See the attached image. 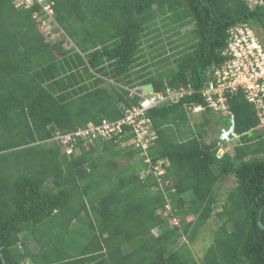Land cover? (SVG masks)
I'll return each mask as SVG.
<instances>
[{
  "label": "trees",
  "instance_id": "1",
  "mask_svg": "<svg viewBox=\"0 0 264 264\" xmlns=\"http://www.w3.org/2000/svg\"><path fill=\"white\" fill-rule=\"evenodd\" d=\"M52 1L69 47L45 38L38 6L0 0V264H264V133L255 107L241 92L229 97L237 132L248 134L221 157L216 116L207 109L192 122L186 110L206 104L197 91L222 61L228 29L255 18L264 25V11L245 0ZM106 78L156 91L193 86L148 112L158 133L150 155L169 161L164 190L140 177L138 148L99 139L68 155L52 140L57 130L114 121L138 104ZM98 143L128 165L100 171ZM230 176L236 184L220 202L217 183ZM211 218L217 226L199 262L190 244Z\"/></svg>",
  "mask_w": 264,
  "mask_h": 264
},
{
  "label": "built area",
  "instance_id": "2",
  "mask_svg": "<svg viewBox=\"0 0 264 264\" xmlns=\"http://www.w3.org/2000/svg\"><path fill=\"white\" fill-rule=\"evenodd\" d=\"M16 8H33V17L38 21L39 30L45 38L56 41L60 37L64 45L72 43L55 18L54 1L52 0H12ZM252 10L256 8L264 11V0H245ZM70 41V42H69ZM69 45V46H68ZM222 61L209 67L203 87L200 92L206 104H187L189 115L202 114L210 109L218 122V153H234L236 146L243 143V137L248 132L239 133L236 130V116L229 106V97L243 93L245 98L253 104L259 117V124L255 129L264 133V25L259 19L244 21L232 25L228 29L227 45L220 51ZM106 81L121 86L129 91L130 97H139L138 104L125 109L122 118L111 121L103 119L99 124L90 122L86 127L75 130H57L52 140L58 141L62 150L68 155H77L82 148L96 140H112L121 148H138L143 161L140 170L142 179H154L155 189H165L170 185L165 179L168 159H154L150 155V148L155 144L158 133L148 112L154 108L179 102L186 95L193 94L192 85L171 87L165 90L145 92V85L135 87L123 85L112 78ZM171 210V204L166 206ZM173 224L179 222L172 219Z\"/></svg>",
  "mask_w": 264,
  "mask_h": 264
},
{
  "label": "rangeland",
  "instance_id": "3",
  "mask_svg": "<svg viewBox=\"0 0 264 264\" xmlns=\"http://www.w3.org/2000/svg\"><path fill=\"white\" fill-rule=\"evenodd\" d=\"M192 28V26H188V27H185V28H183L182 30H181V36H183L184 35V33H187V31L188 30H190ZM161 31H163V29H161ZM177 37V36H176ZM184 39H185V36H184ZM182 41L180 40V41H178V43H181ZM153 43V41H151V44ZM69 46V45H68ZM144 46H145V48H147L146 49V54L147 53H149L148 54V58H149V63H152V60H151V58H150V52H151V50H152V48H150V47H147V43L146 44H144ZM167 48H168V51H169V53L171 54V52L172 51H170V47L169 46H167ZM157 52H155L154 54H156ZM172 57L170 58V60L169 61H167V62H164L162 65H161V68H163V69H166V68H169V67H171L172 66ZM151 70H156L155 69V67L153 66V67H151L150 68ZM152 90V87H151V85H149V84H147V85H145V87H144V91L145 92H150ZM193 118V120H192V122H195V121H200L201 120V114H197V115H195V116H193L192 117ZM212 122V121H211ZM209 123V125H208V131H207V133H208V136H207V138H208V141H211V139L214 137V129H213V125H212V123ZM100 170V169H99ZM100 171H102V170H100ZM102 172H104V171H102ZM49 184H52V181L51 182H49ZM236 184V180H235V178L234 177H232V176H230V177H228V178H226V179H223V180H220L218 183H217V188H216V190H217V194H218V196H219V198H220V202H223L224 201V199H225V197H226V194H227V192L234 186ZM74 223H76V222H74ZM216 226H217V221H216V219L215 218H211L202 228H201V230H200V233H199V235H198V238L196 239V241H194L193 243H191L190 244V247H191V249H192V251L194 252V254H195V256H196V258L198 259V261L199 262H202V259H203V254H204V252H205V250H206V248L212 243V234H213V231H214V229L216 228ZM160 231V229H155L153 232L154 233H157V232H159ZM29 261V260H28Z\"/></svg>",
  "mask_w": 264,
  "mask_h": 264
},
{
  "label": "crops",
  "instance_id": "4",
  "mask_svg": "<svg viewBox=\"0 0 264 264\" xmlns=\"http://www.w3.org/2000/svg\"><path fill=\"white\" fill-rule=\"evenodd\" d=\"M96 148L92 151V156L98 161L99 167L104 172H119L128 165V160L123 157H112L109 151H106L103 144H96ZM117 148H121L117 146ZM28 246L32 249L37 248V244L26 234L24 235Z\"/></svg>",
  "mask_w": 264,
  "mask_h": 264
},
{
  "label": "water",
  "instance_id": "5",
  "mask_svg": "<svg viewBox=\"0 0 264 264\" xmlns=\"http://www.w3.org/2000/svg\"><path fill=\"white\" fill-rule=\"evenodd\" d=\"M223 155H224L223 152H219V153H218V157H221V156H223ZM259 224H260V226H261L262 228H264V224H263L262 222H259ZM3 263H4V264H7L4 258H3Z\"/></svg>",
  "mask_w": 264,
  "mask_h": 264
}]
</instances>
